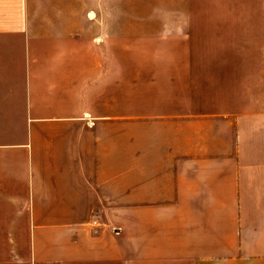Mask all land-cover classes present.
<instances>
[{
  "label": "crops",
  "instance_id": "0c3cea01",
  "mask_svg": "<svg viewBox=\"0 0 264 264\" xmlns=\"http://www.w3.org/2000/svg\"><path fill=\"white\" fill-rule=\"evenodd\" d=\"M109 5L0 0V264H264V1L130 86Z\"/></svg>",
  "mask_w": 264,
  "mask_h": 264
},
{
  "label": "rangeland",
  "instance_id": "374dc122",
  "mask_svg": "<svg viewBox=\"0 0 264 264\" xmlns=\"http://www.w3.org/2000/svg\"><path fill=\"white\" fill-rule=\"evenodd\" d=\"M264 0H110V7L104 16L111 19V49L124 51L126 58L121 59L124 69L121 82L130 86L135 81V52L163 51L181 49L183 42L169 37L170 33H179L188 28L186 23L193 21H245L251 5V13H256V3ZM197 26L192 25L191 28ZM214 28L206 25L203 29ZM208 30V31H209ZM168 33L167 35H165ZM201 37L202 41L192 42L191 49H217L222 42ZM172 39V40H171ZM241 39V38H240ZM231 40V39H230ZM242 42H236L234 48L245 50ZM139 59V57H138ZM137 59V60H138ZM159 59L158 61H160ZM118 66L112 52V68Z\"/></svg>",
  "mask_w": 264,
  "mask_h": 264
}]
</instances>
